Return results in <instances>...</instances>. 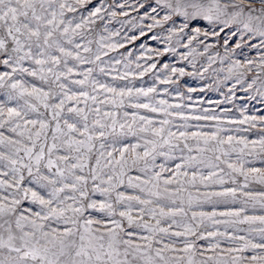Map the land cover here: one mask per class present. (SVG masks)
<instances>
[{"label": "snow or ice", "instance_id": "snow-or-ice-1", "mask_svg": "<svg viewBox=\"0 0 264 264\" xmlns=\"http://www.w3.org/2000/svg\"><path fill=\"white\" fill-rule=\"evenodd\" d=\"M87 2L90 0H76L81 5ZM166 5L173 14L183 18L179 28L181 32L198 19L226 26L236 24L242 26L245 33H251L253 38L258 37L260 46H264V0H166ZM65 10L76 11L68 0H0V68L3 69L0 71V90H4L5 96L0 101V129H6L17 137H26L28 141L24 143L23 139H13L0 131V146L6 144L12 149L10 155L0 154V161L7 159L11 171L16 174L12 183L0 180V186L14 187L20 193L19 197L0 198V264H181L184 257L173 258L166 255L167 252L177 251L174 246L164 244L162 248H153L155 234L166 233L167 229L153 227L145 221V216L154 220L158 226V217L183 212V208L165 211V207L158 201L163 198L175 203L176 195L183 190V184L194 185L198 176L201 182L207 180L221 185L225 183L224 178L216 171L206 176L202 174L200 165L219 168V164H209L204 153L219 152L227 157L229 150H237L233 144L235 140L236 144L243 145L240 152H244L251 144L249 154H264V137L251 141L231 135L223 138L219 136V127L213 133L188 132L187 123L183 125L184 131L173 132L164 127L170 124L168 119L161 120L160 126L156 127L151 119L139 116L138 119L143 122L139 132H150L159 139L145 138L142 153L136 151L142 147L139 143L123 145L121 136L136 134L133 128L136 114H133L131 122L119 123L118 132L115 113L104 111L101 115L99 107L88 106L89 100L95 105L98 96L90 95L84 90L87 84L91 82L93 91L99 87L113 94L110 100H100L101 104L111 103L113 107L122 108L125 105L124 98H128L133 108L152 112H165L166 108H158L151 103L133 102L131 88L117 89L99 84L98 81H90L93 69L81 71L79 66L94 62L81 52L82 49L83 53H90L92 49L76 43L74 36L77 29L95 21L85 19L73 27L72 22L64 18ZM100 12L101 8H95L90 17L98 16ZM163 19L167 21L171 16L165 15ZM196 32L199 34L200 29L197 28ZM108 47L114 49L116 45ZM100 59L101 53L98 51L95 60ZM70 60L76 64L71 65ZM151 67L154 68L155 65ZM100 70L104 71L103 68ZM177 71L180 75L184 74L182 68L172 69L173 73ZM26 77L38 80L39 84L28 81ZM73 85L78 86L79 90L74 89ZM135 91L137 96L147 97L155 89ZM159 103L161 106L166 105L165 101ZM93 113L95 115L90 120ZM124 115L127 116L128 113L125 112ZM181 118L189 119L183 116ZM190 119L216 120L217 117L195 115ZM245 119L255 120L256 117ZM126 127L127 133L124 131ZM181 139L184 145L181 152L184 149L188 153L193 152L192 146L187 142L191 139L196 141L197 154L181 155L180 162L175 164L170 177L162 176L165 171H169L164 165L159 166V172L152 171L157 154L175 158L170 152L157 153L156 148H179ZM96 141H100L98 148ZM225 144L229 146L228 149L223 147ZM130 150V157H126ZM221 155H215V161H220ZM93 156L94 165L91 164ZM150 157L152 163L149 162ZM140 161H143L142 167H138ZM222 162L227 163L232 172L243 175L245 181L251 175L253 179L264 183V169L253 167L245 171L243 165L237 168L233 163ZM134 167L144 173L145 178L129 175ZM85 169L88 170L87 175L84 174ZM188 169H194L191 179L181 180V177L189 176ZM150 171L152 174L148 176ZM220 171L223 172V169ZM0 175L7 176L8 172H0ZM213 177L217 179L213 180ZM161 180L162 192L159 191ZM173 183L179 187L170 189L168 185ZM125 187L139 189L148 196H155L156 200L126 195L120 190ZM236 193L237 189L230 188L206 193L205 196L209 202H212L213 197H231L234 200ZM97 194L102 199L94 198ZM25 201L37 208L22 207ZM133 202L142 205L137 209L136 217L132 215ZM241 212L243 209L220 214L236 217L234 222L237 223L258 222L264 225V216L241 217ZM95 213L101 215L96 216ZM201 215H208L211 220L217 213ZM135 229L148 234L143 235ZM258 231L262 242L254 243L244 237H237L245 240V243L227 250L229 261L221 259L214 264H264V251L255 252L256 249L264 250V227ZM196 234V229L191 225L185 226L184 232L173 233L177 237ZM208 235L214 236L216 233ZM132 237H137L143 243L134 241ZM155 243L159 244L161 241L155 240ZM211 247L214 251L218 244ZM194 248L195 243L186 240L184 248L179 251L187 254ZM250 250V256L243 255ZM232 253L237 255H231ZM208 260L211 261L212 257H208ZM188 264H192L191 259Z\"/></svg>", "mask_w": 264, "mask_h": 264}, {"label": "rangeland", "instance_id": "rangeland-1", "mask_svg": "<svg viewBox=\"0 0 264 264\" xmlns=\"http://www.w3.org/2000/svg\"><path fill=\"white\" fill-rule=\"evenodd\" d=\"M68 3L76 9L69 12L65 10L64 18L70 20L73 27L77 23H81L85 19L91 18L94 23H87L82 28L76 30L74 41L84 46L91 47L92 52L83 53L93 63L80 65L79 69L85 71L92 68V76L90 81H98L99 84H106L110 87L131 88L133 89V102L151 103L156 107H165V112H152L148 109L133 108L129 104V99H125V105L122 108L113 107L111 103H99L100 100H110L112 93H108L97 87L93 91L91 82L84 88L90 95H97L98 100L95 105L92 101H88L89 107H99L101 115L104 111L115 113V119L118 121L117 131L119 132V123H129L136 114V123L133 128L136 134H127L121 136L123 145H131L139 143L142 147L137 148L138 153L144 150V139H159L153 137L151 133L139 132V127L143 124L138 119L139 116H145L153 121L156 127L163 119H168L170 124L165 125V129H171L173 132L184 131L183 125L187 123L188 132L201 131L205 133H213L219 127V136L226 138L231 135L237 139L245 138L248 141L259 140L264 137V46H260L258 37L253 38L251 33H245L242 26L236 24L224 25L218 22L209 23L207 20L198 19L189 24L184 31H179L183 18L176 16L166 5V0H90L84 4H77L76 0H68ZM101 8L98 16H91L95 8ZM155 9V10H153ZM165 15H170L171 19L165 21ZM159 22V23H157ZM151 25V27H149ZM200 32L197 34L196 29ZM175 29V31H173ZM89 41L91 43L89 44ZM191 41V43H189ZM115 44L116 47L110 48L109 45ZM239 45V47H237ZM71 47V46H68ZM75 50V49H73ZM101 53V59L95 60L97 52ZM104 53H107L104 55ZM251 62V63H250ZM71 65H75V61H69ZM155 67H151V65ZM101 68L104 69L101 72ZM183 69L184 74L180 75L179 71L172 72V69ZM3 69L0 68V71ZM123 77V79H121ZM82 78V77H74ZM32 83L39 84L38 80L32 77H26ZM169 81L167 83L163 81ZM255 81V83H253ZM251 85V87H249ZM74 89L79 90L78 86L73 85ZM154 88V92H150L147 97L137 96V89ZM5 99L4 90H0V101ZM160 101H165L166 105L161 106ZM171 105L172 107H167ZM179 105V107H176ZM84 107L83 104L80 105ZM43 111V109H41ZM128 115L125 116L124 113ZM172 113V115H167ZM179 114V115H178ZM95 114L90 116V120ZM195 115L215 116L216 120H194L190 117ZM181 116L189 119H182ZM246 117H256L255 120ZM107 119V118H106ZM244 120V123L238 121ZM235 121V122H234ZM255 125V127H253ZM199 126V127H197ZM239 129V131H237ZM5 136L13 139H23L24 143H28L26 137H17L14 133L8 132L6 129H0ZM127 133V127L124 129ZM27 135V134H26ZM167 131L165 132V136ZM111 139V137H109ZM177 143V141H173ZM188 144L192 146L193 152L188 153L184 148L183 140L179 142V148L169 149V147H157L156 152L171 153L170 158L167 155H156L155 162L152 164V171L159 172L160 165H164L169 171H165L162 176L164 178L172 176L175 164L179 163L181 155H196V141L189 139ZM48 143H51L49 136ZM100 141H96L97 148ZM107 143V142H105ZM233 144L236 151L229 150L227 157L221 153L207 152L204 157L209 164H219V168L200 165L203 175H208L212 171H216L219 176L225 180L223 185L211 183L210 181L201 182L199 176L195 184L184 183L175 199V203L171 199H160L159 204L168 209L183 208V212L177 211L175 215H167L158 217L160 224L157 226L154 220L145 216V221L153 227H162L167 229L166 233L157 232L153 240V248L163 247L164 244L174 246L177 251L167 252L173 258L184 257L181 264H188L191 259L192 264H214L217 260L229 261L227 252L230 248H235L249 240L254 243H260L261 233L259 228L264 227L258 222L256 223H237L236 217L221 215L220 213L235 212L243 209V216H264V183L259 182L249 176L245 181L243 175L239 172H232L227 167V161L239 168L243 165V169L247 171L250 168L264 169V154L259 152L249 154L251 144L244 152L239 149L243 145ZM148 147H151L150 145ZM201 147L203 145L201 144ZM228 149V145H223ZM258 147V146H257ZM111 150V149H109ZM95 151V150H94ZM12 149L6 144L0 146V154L10 155ZM23 155V153H21ZM114 155H117L114 153ZM131 150L126 153V157H130ZM221 155L220 161H215L214 156ZM149 162L152 163L151 157ZM95 159L91 161L94 165ZM131 164V159H129ZM143 166V161L139 162L138 167ZM19 167V165H17ZM223 169V172L220 171ZM23 171V170H22ZM150 171L147 175L152 174ZM189 176L181 177V180H190L191 173L194 169H188ZM0 172H8L7 176L0 175V180L13 182L14 174L11 171V165L7 159L0 161ZM88 170L85 169L84 174L87 175ZM24 175L27 177L26 171ZM131 176H141L145 178V174L138 171L134 167L130 172ZM216 180L217 177H213ZM127 183V181H125ZM91 187V181L89 182ZM247 185L246 187L244 185ZM27 179L25 180V186ZM23 187V186H22ZM148 187H151L150 185ZM170 189H176L179 185L173 183L168 185ZM237 189L236 198L231 197L217 198L213 197L212 202L207 201L205 194L210 192L222 191L224 189ZM126 195H139L143 198L156 200L155 196H148L144 192H140L136 188H122ZM157 191V189H152ZM163 191V180H161V188ZM20 193L16 188H9L7 185L0 186V198L17 196ZM167 195V194H164ZM102 199L98 194L94 197ZM22 207L37 208L25 201ZM142 207L133 202L134 217L138 216L137 209ZM151 207V206H149ZM38 210V209H37ZM216 212L217 215L213 219H209L208 215ZM94 215L99 216L100 213ZM195 215V219L193 216ZM119 219V217H116ZM219 221V222H217ZM191 225L196 229L195 236H175V232H184L185 226ZM138 233L147 235L141 229H135ZM208 233H216L214 236ZM244 237L245 240L237 239ZM136 242L137 237H132ZM160 240L161 243H155ZM195 243V248L191 253L179 251L185 246V241ZM218 244L215 250L212 245ZM264 251L256 249L255 252ZM252 251L243 255L250 256ZM231 255H237L232 253ZM208 257H212L209 261Z\"/></svg>", "mask_w": 264, "mask_h": 264}]
</instances>
